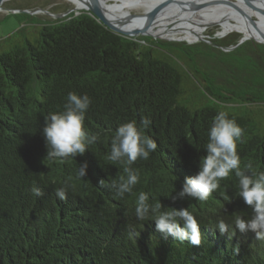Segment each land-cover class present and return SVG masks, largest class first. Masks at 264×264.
Listing matches in <instances>:
<instances>
[{"label":"trees","instance_id":"obj_1","mask_svg":"<svg viewBox=\"0 0 264 264\" xmlns=\"http://www.w3.org/2000/svg\"><path fill=\"white\" fill-rule=\"evenodd\" d=\"M13 16L20 26L0 39V264H264V241L234 229L236 216H253L234 171L206 202L172 199L198 172L221 111L243 130L241 169L264 172V43L237 44V32L194 43L128 37L85 11ZM70 92L90 98L83 125L99 139L83 155L53 162L42 129ZM145 117L151 123L142 128ZM130 121L157 149L131 165L139 182L120 197L111 184L126 176L124 165L108 156L115 130ZM141 192L161 212L193 214L201 244L158 232L154 216L138 220ZM218 220L232 226L228 235Z\"/></svg>","mask_w":264,"mask_h":264},{"label":"clouds","instance_id":"obj_2","mask_svg":"<svg viewBox=\"0 0 264 264\" xmlns=\"http://www.w3.org/2000/svg\"><path fill=\"white\" fill-rule=\"evenodd\" d=\"M91 103L87 95L80 96L70 92L64 105V111L50 114L45 118L42 135L45 141L47 154L45 159L55 161L59 159L76 158L83 155L89 146L99 139L98 134L89 135L84 129V118ZM151 121L145 117L140 124L147 128ZM242 129L235 120L229 119L223 111L213 119L209 129V142L206 145V155L200 162L198 172L187 177L182 190L176 198L185 196L194 198L200 202L208 201L210 195L220 187V181L227 178L234 171L238 178V196L253 212L251 219L245 220L236 216L234 229L241 234L252 232L255 239L264 241V172L249 174L241 169V159L237 152V141L241 138ZM157 149L156 142L143 135L137 128L135 121L120 125L112 137L111 151L108 159L114 163L124 165L126 176H121L119 182H113L111 188L117 196L123 197L131 193L133 187L139 182V173L131 167L138 159H149L150 153ZM78 175L86 176L87 163L79 164ZM245 169H251L252 163L244 165ZM103 184V180L100 181ZM32 193L41 196L40 188L33 187ZM56 196L66 199L63 187L56 190ZM148 195L141 192L136 201L135 215L138 220H145L150 215L154 216L156 230L175 240L187 241L193 246L201 244V231L197 219L186 208L174 209L171 212H161V203L150 205ZM221 234H229L232 226L223 220H218L215 226ZM232 231V235H235Z\"/></svg>","mask_w":264,"mask_h":264},{"label":"bare ground","instance_id":"obj_3","mask_svg":"<svg viewBox=\"0 0 264 264\" xmlns=\"http://www.w3.org/2000/svg\"><path fill=\"white\" fill-rule=\"evenodd\" d=\"M5 0H3L4 2ZM71 3L72 8L81 10L86 5L85 0H67ZM163 0H98L101 5L102 13L106 19L121 29H133L144 26L145 31L158 36H174L184 32L192 34H200L205 27L211 23L223 22L228 25L226 33L230 31H241L244 35H258V31L264 33V19L259 15L257 26L249 27V25L241 18L238 13H235L228 7L218 5H206L201 9L188 7L179 8L177 6L170 7L166 11L159 14L157 18L143 24V14H136L135 11L146 13L152 10L157 4ZM184 4H188L190 0H180ZM235 2L249 14H256L242 0ZM2 4L0 5V10ZM181 7V6H180ZM186 13L189 18L185 22H176L174 16L177 13ZM134 15H140L137 18ZM182 17V15H181ZM230 20L236 22L229 25ZM197 38V37H194Z\"/></svg>","mask_w":264,"mask_h":264},{"label":"water","instance_id":"obj_4","mask_svg":"<svg viewBox=\"0 0 264 264\" xmlns=\"http://www.w3.org/2000/svg\"><path fill=\"white\" fill-rule=\"evenodd\" d=\"M244 4H246L252 11H256L258 13V15L256 14H249L247 13L243 8H241L236 2L235 0H190L188 2V4H184L183 2H181L180 0H163L162 2H160L159 4H157L152 10L146 12V13H142V17H143V24L148 22V21H152L155 18H157L159 16V14H161L162 12L166 11L167 9H169L170 7L173 6H177L179 8L184 7V5L188 6V7H194V8H198L201 9L202 7L206 6V5H218V6H224V7H228L231 10H233L235 13H238L241 18H243V20L249 25V27H255L257 26V22L259 20V15L263 17L264 19V0H242ZM86 5L81 8V10H75L73 8H69L67 10V12L69 11H74L75 13H79L80 11H85L89 14H91L92 16H94L95 18H97V20H99L101 23H103L105 26H107L110 30L122 34L124 36H128V37H136L138 35H145V36H152L154 38H161V39H166V40H172V41H178V40H182L185 41L187 43H191L185 39L182 38H164L162 36H158L155 34H152L150 32L145 31L144 26L139 27V28H133V29H121L119 27H117L116 25H114L113 23H111L108 19L105 18V16L102 13V9H101V5L99 4L98 0H85ZM3 3V0H0V5ZM181 6V7H180ZM2 9V6H1ZM18 12H28V13H35L37 10H31L28 11L26 9H18ZM140 15H134L135 18H137ZM215 23L209 24V25H213ZM258 31V35H244V33H242L241 31H236L238 32L241 36L238 39L237 44H240L241 42L247 40V39H254L257 42H262L264 43V33L257 30ZM218 36H222L221 34H218ZM199 41L204 40L203 37H199L198 39Z\"/></svg>","mask_w":264,"mask_h":264},{"label":"rangeland","instance_id":"obj_5","mask_svg":"<svg viewBox=\"0 0 264 264\" xmlns=\"http://www.w3.org/2000/svg\"><path fill=\"white\" fill-rule=\"evenodd\" d=\"M25 2L27 5H24ZM21 6H25V9L28 11L37 10L35 13H29L37 16H44L47 18H58L66 14V10L72 8V5L67 0H5L2 3V10H0V39L7 36L15 29L20 26V23L13 16V13L18 12V9H24ZM142 11H135L136 14H142ZM28 13V12H27ZM182 15V17H181ZM189 18V15L183 12L177 13L174 16L176 22H185ZM260 19V18H259ZM235 20H230L229 25L234 24ZM240 23V22H236ZM212 24V23H211ZM228 25L223 22H215L213 25H207L205 29L200 34H192L189 32H184L180 35L174 36H162L164 38H182L189 42L194 43L193 41H199V37L203 39L209 38V36L219 37L218 34H229L236 31H230L226 33ZM238 33V32H237ZM243 33V32H242ZM224 35V36H225ZM197 37V38H194ZM223 37V36H220Z\"/></svg>","mask_w":264,"mask_h":264},{"label":"flooded vegetation","instance_id":"obj_6","mask_svg":"<svg viewBox=\"0 0 264 264\" xmlns=\"http://www.w3.org/2000/svg\"><path fill=\"white\" fill-rule=\"evenodd\" d=\"M67 10H68V9H67ZM67 10H66V13H68Z\"/></svg>","mask_w":264,"mask_h":264}]
</instances>
